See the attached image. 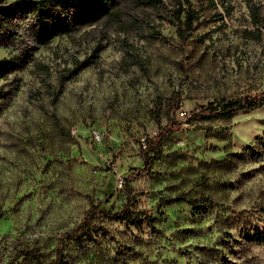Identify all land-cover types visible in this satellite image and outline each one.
Returning a JSON list of instances; mask_svg holds the SVG:
<instances>
[{
	"label": "rangeland",
	"instance_id": "374dc122",
	"mask_svg": "<svg viewBox=\"0 0 264 264\" xmlns=\"http://www.w3.org/2000/svg\"><path fill=\"white\" fill-rule=\"evenodd\" d=\"M163 2L158 12L125 0L118 18L57 36L0 72V263L36 264L15 259L29 249L51 260L91 203L120 210L117 180L141 170L143 143L167 124L153 118L154 106L177 91L185 130L130 181L131 209L148 218H97L89 236L64 243L65 264H264V106L187 122L192 112L264 92V0H230L221 17L191 0L200 18L186 43L160 19L171 8ZM252 8L259 40L245 32L254 28ZM16 20L18 35L0 41V59L32 44L28 19ZM86 58L92 63L74 74ZM177 195L213 205L162 202Z\"/></svg>",
	"mask_w": 264,
	"mask_h": 264
},
{
	"label": "trees",
	"instance_id": "16d2710c",
	"mask_svg": "<svg viewBox=\"0 0 264 264\" xmlns=\"http://www.w3.org/2000/svg\"><path fill=\"white\" fill-rule=\"evenodd\" d=\"M125 0H13L8 3L0 2V41L8 42L14 40L18 32L14 29L17 18L24 16L28 19V34L31 45L26 46L20 54H14L11 58L0 59V72L14 71L17 67L28 62L32 57V50L36 46L47 45L53 38L76 30L81 26H88L97 23L99 20H113L120 16V3ZM141 6L150 7L159 12L163 0H130ZM165 1V0H164ZM171 4L170 10L165 15H159L160 19L166 20L175 29L178 40L186 43L196 29V22L200 18L199 8L191 4V0H168ZM200 7H209L219 17L218 7L227 11L230 0H196ZM204 4V5H203ZM165 5V4H164ZM253 29L245 30L248 38L260 39L262 20L259 12L252 8ZM148 35L158 38L160 31L153 26H147ZM99 48L94 52L97 56ZM93 60L86 58L76 60L72 68L74 74L88 66ZM34 66L43 70L44 65L34 63ZM182 106L179 92H174L164 103L157 102L152 111L153 118L159 121L165 116L167 124L158 133L145 141L141 148L139 157L142 161V168L131 176H122V191L125 195V202L120 210L111 211L106 209L102 201L91 203L85 212L82 221L71 231L63 234L58 242L54 257L47 261L44 254L36 249L19 251L15 259L23 257L30 259L36 264H65L66 241H80L87 237L94 230V222L97 218L103 217L111 220H123L129 224H139L141 216L148 218L145 211H132L134 195L130 187V181L148 173L154 162L160 157L164 140L174 133H181L185 130L184 122L175 118L176 112ZM264 106V92L257 95L241 96L235 100L226 101L222 105L209 106L205 110L192 112L187 122L209 121L215 119L229 120L239 112H250ZM130 177V178H129ZM164 204L185 203L194 210H202L213 205L212 201L205 196L198 199L186 198L177 195L170 199H163ZM2 215H0V218Z\"/></svg>",
	"mask_w": 264,
	"mask_h": 264
},
{
	"label": "built area",
	"instance_id": "2783aa9c",
	"mask_svg": "<svg viewBox=\"0 0 264 264\" xmlns=\"http://www.w3.org/2000/svg\"><path fill=\"white\" fill-rule=\"evenodd\" d=\"M145 146V142L143 143V147ZM117 185L119 186V187H121L122 186V178L120 177V178H118V180H117ZM0 264H3V263H0Z\"/></svg>",
	"mask_w": 264,
	"mask_h": 264
}]
</instances>
